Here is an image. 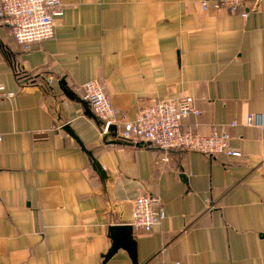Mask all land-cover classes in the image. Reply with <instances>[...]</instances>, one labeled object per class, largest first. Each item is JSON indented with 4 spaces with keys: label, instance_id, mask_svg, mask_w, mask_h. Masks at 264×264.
<instances>
[{
    "label": "crops",
    "instance_id": "0c3cea01",
    "mask_svg": "<svg viewBox=\"0 0 264 264\" xmlns=\"http://www.w3.org/2000/svg\"><path fill=\"white\" fill-rule=\"evenodd\" d=\"M61 1L53 37L28 48L0 21V82L14 92L0 101V264H134L122 248L103 261L111 226L130 224L145 192L166 216L150 232L132 228L137 264H264V0L236 12L200 0ZM94 79L129 120L193 96L200 114L184 127L208 135L235 121L242 155L173 149L163 161L153 144H105L77 100Z\"/></svg>",
    "mask_w": 264,
    "mask_h": 264
},
{
    "label": "built area",
    "instance_id": "2783aa9c",
    "mask_svg": "<svg viewBox=\"0 0 264 264\" xmlns=\"http://www.w3.org/2000/svg\"><path fill=\"white\" fill-rule=\"evenodd\" d=\"M246 0H200L204 11L229 10L236 12ZM64 4L61 0H0V21L5 24L16 42L28 48L35 42L49 39L54 34V21L63 15ZM252 10L242 11L248 17ZM82 96L91 111L101 120L104 131L109 124L120 127L116 137L132 143H149L163 151L161 160H168V152L185 149L206 155L223 154L227 157H240L241 151L230 144L229 129L235 121L213 128L208 135L200 134L184 127V120L198 116L199 108L195 98L186 95L174 99L154 101L142 107L135 119L121 116L120 111L111 103L103 86L97 80H89L81 85ZM14 92L8 91L0 82V101L11 98ZM253 114L245 118V125H257ZM2 135L0 134V144ZM166 216L161 199L151 193H140L133 199L130 225L144 232H150L154 225Z\"/></svg>",
    "mask_w": 264,
    "mask_h": 264
},
{
    "label": "water",
    "instance_id": "95a60500",
    "mask_svg": "<svg viewBox=\"0 0 264 264\" xmlns=\"http://www.w3.org/2000/svg\"><path fill=\"white\" fill-rule=\"evenodd\" d=\"M61 82L62 84H65L64 80H62ZM61 89L66 94L67 97L71 99L74 98L73 92L68 90L66 86L65 87L61 86ZM77 100H80V102L84 105L85 114L92 117L95 120V122H97V124H102L101 120H99L90 110V107L87 101L81 100L78 97H77ZM66 128L69 131V133L73 135L72 132L69 130V128L68 127ZM116 134H117L116 125L109 124L105 132L102 135L103 142L105 144H120V145H129V144L132 145L133 144L132 142L124 141V140L117 138ZM137 144L142 145L143 143H137ZM96 168L98 171H101L100 170L101 168L98 164H96ZM132 228L133 227L130 224L111 226L110 231H111L112 244H111V248L109 249V251L104 255L103 263L107 259H109L118 249L122 248L128 251V253L130 254V256L132 257L134 261V264H137L136 258H135V251H134L135 242L131 236Z\"/></svg>",
    "mask_w": 264,
    "mask_h": 264
},
{
    "label": "trees",
    "instance_id": "16d2710c",
    "mask_svg": "<svg viewBox=\"0 0 264 264\" xmlns=\"http://www.w3.org/2000/svg\"><path fill=\"white\" fill-rule=\"evenodd\" d=\"M21 78L24 79V77H20V79H21ZM27 82H30V78L27 79Z\"/></svg>",
    "mask_w": 264,
    "mask_h": 264
}]
</instances>
